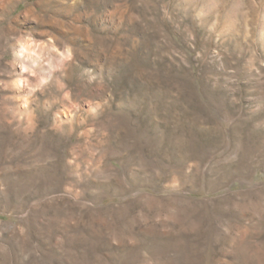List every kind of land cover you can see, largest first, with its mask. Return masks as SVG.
Wrapping results in <instances>:
<instances>
[{
    "label": "rangeland",
    "instance_id": "374dc122",
    "mask_svg": "<svg viewBox=\"0 0 264 264\" xmlns=\"http://www.w3.org/2000/svg\"><path fill=\"white\" fill-rule=\"evenodd\" d=\"M0 264H264V0H0Z\"/></svg>",
    "mask_w": 264,
    "mask_h": 264
},
{
    "label": "bare ground",
    "instance_id": "6f19581e",
    "mask_svg": "<svg viewBox=\"0 0 264 264\" xmlns=\"http://www.w3.org/2000/svg\"><path fill=\"white\" fill-rule=\"evenodd\" d=\"M64 58V57H63Z\"/></svg>",
    "mask_w": 264,
    "mask_h": 264
}]
</instances>
